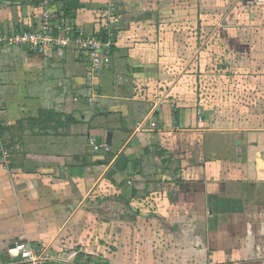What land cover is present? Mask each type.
I'll use <instances>...</instances> for the list:
<instances>
[{"label": "crops", "instance_id": "0c3cea01", "mask_svg": "<svg viewBox=\"0 0 264 264\" xmlns=\"http://www.w3.org/2000/svg\"><path fill=\"white\" fill-rule=\"evenodd\" d=\"M204 1L0 0V34L116 7L93 100L78 50L1 48L0 264H264V79L202 78Z\"/></svg>", "mask_w": 264, "mask_h": 264}, {"label": "rangeland", "instance_id": "374dc122", "mask_svg": "<svg viewBox=\"0 0 264 264\" xmlns=\"http://www.w3.org/2000/svg\"><path fill=\"white\" fill-rule=\"evenodd\" d=\"M217 1H204L208 2L207 8L200 11L206 16L205 24L193 26L195 31L206 33V38L200 40L208 52L204 59L207 71L202 72V78L228 83L250 76L264 79V0ZM251 64H256L255 72Z\"/></svg>", "mask_w": 264, "mask_h": 264}, {"label": "built area", "instance_id": "2783aa9c", "mask_svg": "<svg viewBox=\"0 0 264 264\" xmlns=\"http://www.w3.org/2000/svg\"><path fill=\"white\" fill-rule=\"evenodd\" d=\"M116 7L113 2L109 3L103 35H79L77 34L72 19L60 15L57 12L46 11L41 25L20 31L0 34V51L6 44L14 46H28L40 52L49 49L63 50L74 48L89 60L90 67L87 73L89 80L88 91L90 100H93L92 78L102 69L112 65V47L114 43L113 27L115 25L114 12ZM2 107L0 104V150L3 153L2 160L8 157L4 136L2 132ZM90 144L95 150L108 151L107 144H98L91 139ZM17 250L22 261L28 264H44L51 256L50 249H39L26 243H16Z\"/></svg>", "mask_w": 264, "mask_h": 264}, {"label": "water", "instance_id": "95a60500", "mask_svg": "<svg viewBox=\"0 0 264 264\" xmlns=\"http://www.w3.org/2000/svg\"><path fill=\"white\" fill-rule=\"evenodd\" d=\"M111 135H112V133L110 132V133L108 134V142H110Z\"/></svg>", "mask_w": 264, "mask_h": 264}, {"label": "trees", "instance_id": "16d2710c", "mask_svg": "<svg viewBox=\"0 0 264 264\" xmlns=\"http://www.w3.org/2000/svg\"><path fill=\"white\" fill-rule=\"evenodd\" d=\"M25 1L40 2L41 0H25Z\"/></svg>", "mask_w": 264, "mask_h": 264}]
</instances>
